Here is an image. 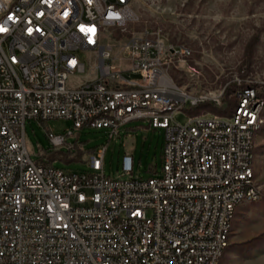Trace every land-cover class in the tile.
Segmentation results:
<instances>
[{
	"label": "built area",
	"instance_id": "built-area-1",
	"mask_svg": "<svg viewBox=\"0 0 264 264\" xmlns=\"http://www.w3.org/2000/svg\"><path fill=\"white\" fill-rule=\"evenodd\" d=\"M131 1L0 0V264H215L236 194L258 199L245 175L257 96L240 93L235 123L209 114L178 121L187 103L222 107L224 91L178 86L169 68L190 51L150 29L127 39L128 64L117 68L106 37L127 33ZM82 50L97 53L101 75L72 87L70 76L85 68ZM59 118L74 128H48L57 150H73L66 138L84 126L110 128L111 139L137 119L165 129L160 175L134 176L125 152L122 175L107 176L106 146L86 157L84 172L34 161L26 121Z\"/></svg>",
	"mask_w": 264,
	"mask_h": 264
},
{
	"label": "rangeland",
	"instance_id": "rangeland-1",
	"mask_svg": "<svg viewBox=\"0 0 264 264\" xmlns=\"http://www.w3.org/2000/svg\"><path fill=\"white\" fill-rule=\"evenodd\" d=\"M131 5L136 20L129 23L127 33L113 32L106 37V42L114 45L111 62L117 68L122 66V61L124 66L128 64L123 59L127 39L134 32L150 29L159 31L168 45L190 51L188 57H178L169 68V75L178 86L192 93L219 95L224 91L222 107L212 102L194 106L187 103L175 113L178 121L185 122L189 116L206 112L229 119L236 105L235 92L242 86L252 85L264 97V0H132ZM249 43H252L251 58L247 54ZM79 55L85 68L70 76L72 87L99 79L101 75L96 52L82 50ZM244 74H247L245 78ZM124 76L139 77L129 71ZM261 113L264 118V110ZM48 128L57 135H66L74 123L64 118L26 121V144L36 162L84 172L90 170L86 157L106 146L107 176L122 175L125 152L133 154L134 176L148 179L162 171L165 129L155 128L145 119L127 122L120 127V136L112 139L107 127L75 129L66 138L68 145L75 146L73 150L67 146L55 149ZM77 156L81 159H75ZM255 164L260 199L242 202L237 207L230 243L221 264H264V125L256 136ZM254 239L258 240L247 243Z\"/></svg>",
	"mask_w": 264,
	"mask_h": 264
},
{
	"label": "bare ground",
	"instance_id": "bare-ground-1",
	"mask_svg": "<svg viewBox=\"0 0 264 264\" xmlns=\"http://www.w3.org/2000/svg\"><path fill=\"white\" fill-rule=\"evenodd\" d=\"M223 90H221V93ZM242 92H254V95L258 98V110L259 112L256 114V117H254V124L252 127V151L246 152V165H245V175H253V181L255 183V177H256V167H255V148H256V136L257 133L261 130L262 126L264 125V118L262 117V110H264V97L260 96L259 93L255 90L252 85H246L242 86V88L235 92L236 94V105L235 108L230 116L229 119H227V123H235L237 117L239 116V113H241L242 107H243V100H240V93ZM234 94V95H235ZM220 95V94H219ZM209 96H218L215 93H209ZM205 103V102H204ZM208 112L202 115H206ZM246 114H253V107H246ZM213 115V114H212ZM216 117H221L219 115H216ZM223 118V117H222ZM225 118V117H224ZM256 185V184H255ZM260 199V194H258V199H249V192L247 191H240V193L236 194L235 200H233V207L231 211L228 214V218H226V222L223 225V235L225 240V243L222 244L221 249H219V253L216 255L215 264H221V259L225 253L226 248L228 247L230 243V236L233 231V224L234 219L236 217V211L237 207L245 201L253 202Z\"/></svg>",
	"mask_w": 264,
	"mask_h": 264
},
{
	"label": "trees",
	"instance_id": "trees-1",
	"mask_svg": "<svg viewBox=\"0 0 264 264\" xmlns=\"http://www.w3.org/2000/svg\"><path fill=\"white\" fill-rule=\"evenodd\" d=\"M254 39L257 40V37L254 38ZM248 47H249V50H248V53H247V54H248L249 58H251V56H250V53H251V52H250V51H251V49H252V43H249V46H248ZM246 75H247V74H244L243 77L245 78ZM243 80H244V79H243ZM245 84H246V83H245ZM259 95L262 96L261 93H259ZM75 159L80 160L81 157H80V156H77ZM257 240H258V239H254V240H252V241H250V242H247V243H248V244H249V243H253V242L257 241Z\"/></svg>",
	"mask_w": 264,
	"mask_h": 264
}]
</instances>
